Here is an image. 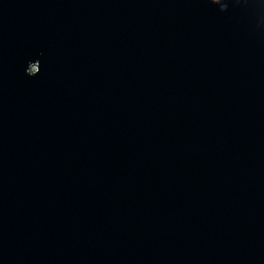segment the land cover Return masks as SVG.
I'll use <instances>...</instances> for the list:
<instances>
[{"label": "water", "instance_id": "1", "mask_svg": "<svg viewBox=\"0 0 264 264\" xmlns=\"http://www.w3.org/2000/svg\"><path fill=\"white\" fill-rule=\"evenodd\" d=\"M0 264H264V0H0Z\"/></svg>", "mask_w": 264, "mask_h": 264}]
</instances>
